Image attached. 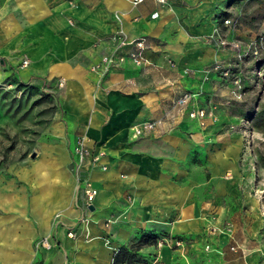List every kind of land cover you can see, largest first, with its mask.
Segmentation results:
<instances>
[{
  "label": "crops",
  "instance_id": "0c3cea01",
  "mask_svg": "<svg viewBox=\"0 0 264 264\" xmlns=\"http://www.w3.org/2000/svg\"><path fill=\"white\" fill-rule=\"evenodd\" d=\"M237 2L0 0V80L49 82L62 112L23 187L0 181V264H27L33 252L46 264H109L120 247L165 232L206 238L209 264H252L256 249L218 231L242 188L243 106L228 76L235 51L217 43L239 36L223 22ZM119 31L147 37L146 61L92 70ZM185 92L193 95L179 104ZM195 109L204 116L190 117ZM143 120L159 122L135 136ZM79 143L89 154L77 165ZM82 179L97 190L90 204ZM56 212L65 225L52 224ZM207 221L219 228L204 233Z\"/></svg>",
  "mask_w": 264,
  "mask_h": 264
},
{
  "label": "rangeland",
  "instance_id": "374dc122",
  "mask_svg": "<svg viewBox=\"0 0 264 264\" xmlns=\"http://www.w3.org/2000/svg\"><path fill=\"white\" fill-rule=\"evenodd\" d=\"M226 18L231 20L228 29L239 32V36L228 39L238 41L244 52L241 57L235 55L236 60L232 61L235 63H231L233 70L228 73L231 84L235 85L236 98H241L243 106L239 127L244 139L240 204L228 206L233 220L223 225H228L231 235L241 236L237 243L256 249L249 258L252 264H264L261 255L264 250V0H238ZM57 114L62 115L59 93L49 82L33 85L13 76L0 80V181L4 186L14 182L23 187L21 176L29 172L38 150L50 138ZM74 175L78 184L79 176ZM84 220V216H79L72 225ZM52 224L65 225L60 212L53 214ZM211 227L219 228L214 221H207L203 232L211 234ZM199 235L162 233L154 249L136 250L128 262L119 264H209L211 246L207 248L209 241ZM37 243V240L33 243L35 249L39 248ZM35 256L33 252L27 264H46ZM109 264H114L112 257Z\"/></svg>",
  "mask_w": 264,
  "mask_h": 264
},
{
  "label": "built area",
  "instance_id": "2783aa9c",
  "mask_svg": "<svg viewBox=\"0 0 264 264\" xmlns=\"http://www.w3.org/2000/svg\"><path fill=\"white\" fill-rule=\"evenodd\" d=\"M133 4H138L144 0H130ZM160 2H164L165 0H157ZM157 11L152 12V16H156ZM225 25L231 24V20L229 18H224L223 20ZM219 46H229L235 51V55L237 57H241L243 55L242 46L240 43L234 39H228V38H219L217 41ZM128 47L126 51H123L124 48ZM147 49V37L144 35L137 36L134 38H126L124 34L119 31L118 34L115 36V43L111 47V49L106 52L104 55L100 57L99 60L94 62L91 65V69L99 72L101 74L107 73L118 67L123 61L126 59L130 60L134 65L141 66L146 61V52ZM28 60L23 59L22 64H27ZM227 72H225L226 74ZM59 85L62 84L61 81L58 82ZM193 93L191 92H185L182 94V96L178 99L179 104L185 103ZM205 114L203 109H195L191 110L189 112L190 117H203ZM158 120H143L139 123H136L132 126V131L135 136H140L146 133L147 131L151 130L156 123H158ZM75 154L77 158V165L80 164V162L83 161L86 155L89 154L88 150L84 149L79 143L75 147ZM97 157L93 156L92 160H96ZM84 183V194L86 198L87 204H90L92 200L94 199V196L96 194V188L91 184V182L88 179H82L81 180ZM214 227H211L210 231H213ZM220 230L222 232H229L230 229L227 226H221ZM68 235L73 236V231L68 232ZM40 243V242H38ZM45 242L42 241L41 244L43 245ZM210 245L207 244L206 247L208 248ZM231 250H240L241 254L245 256L246 251L243 248H239L238 245L233 244L230 246ZM262 258H264V250H262ZM248 264V263H245Z\"/></svg>",
  "mask_w": 264,
  "mask_h": 264
},
{
  "label": "trees",
  "instance_id": "16d2710c",
  "mask_svg": "<svg viewBox=\"0 0 264 264\" xmlns=\"http://www.w3.org/2000/svg\"><path fill=\"white\" fill-rule=\"evenodd\" d=\"M153 242H156L155 235L143 234L136 242L132 243L129 248L124 246L120 247L113 255V263L119 264L128 262V259L134 256L136 250Z\"/></svg>",
  "mask_w": 264,
  "mask_h": 264
}]
</instances>
